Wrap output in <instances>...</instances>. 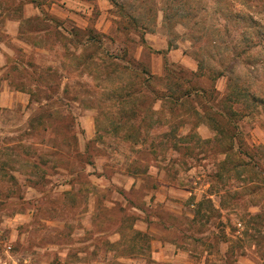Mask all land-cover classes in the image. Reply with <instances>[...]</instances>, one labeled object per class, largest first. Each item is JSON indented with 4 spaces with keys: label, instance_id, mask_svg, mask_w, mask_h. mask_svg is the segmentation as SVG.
<instances>
[{
    "label": "rangeland",
    "instance_id": "1",
    "mask_svg": "<svg viewBox=\"0 0 264 264\" xmlns=\"http://www.w3.org/2000/svg\"><path fill=\"white\" fill-rule=\"evenodd\" d=\"M218 1L0 0V264H264V70L217 75L264 7Z\"/></svg>",
    "mask_w": 264,
    "mask_h": 264
},
{
    "label": "trees",
    "instance_id": "2",
    "mask_svg": "<svg viewBox=\"0 0 264 264\" xmlns=\"http://www.w3.org/2000/svg\"><path fill=\"white\" fill-rule=\"evenodd\" d=\"M113 1V0H110ZM211 1V0H210ZM224 0H219V2H223ZM257 5L252 6L254 8H259L264 7V0H256ZM226 2V1H225ZM231 2L233 4H231ZM234 3L236 1L230 0L229 1V6H234ZM238 3V2H237ZM241 3V2H240ZM241 5V4H240ZM243 6V4H242ZM257 8V9H258ZM250 9V8H248ZM252 9V8H251ZM248 14L243 13V12H233L232 10H227L226 9V14L222 17L221 21H223V28L227 27L226 26V21L227 19L230 20H235L237 25H241L242 29L240 30L239 33V39H238V44L237 45H231L230 49V54H227V58L225 60V63H223V66L220 67L221 72H219L217 75L218 77L224 76L225 74L232 75L234 78H232V83L234 84V88H238L237 83L235 80L237 79V76L235 75L236 68L239 69V67H242L243 69L247 70L251 74H257L259 71L262 69L264 70V60L260 58V55L264 53V18L260 17L258 18L257 16L255 17L253 15V12L251 10H248ZM259 13V12H258ZM262 13V12H260ZM264 17V16H263ZM219 38V36H217ZM213 41L214 44L217 42V38ZM142 43H145V39L142 36L141 38ZM242 41V42H240ZM171 48V45H170ZM256 51L255 56L252 55V52ZM198 67L200 68V62L197 60ZM142 74L147 75L146 79L143 80L144 82L140 84L142 88L140 90L136 91L137 94L141 95L143 98H148L149 96L146 95V92H149L151 94V100L147 106V115H153L155 113V110H153L154 105L158 100L162 102L170 101L172 100L173 103H177V99H173L172 94L170 93L171 91L169 89H164V94H161L160 96L158 91H156L150 84L149 81L151 79H154L151 75L145 73L144 71H141ZM253 79L256 81V83H259L260 80L257 77H253ZM216 80V77L214 78V81ZM239 89V88H238ZM135 91V90H134ZM145 93H144V92ZM187 92L184 94L185 99H190L192 97H199L203 96L204 91L202 90H196L193 87H189L186 90ZM144 93V95H143ZM133 97V96H132ZM249 98L253 99V101L256 103H263L264 99L257 94H251L248 96ZM149 99V98H148ZM171 101V102H172ZM170 102V103H171ZM130 102H128L129 104ZM208 110H204V113H209ZM127 119L125 120V123L128 125L127 127V137H132L131 132L135 131L136 129L139 130L140 128V123L141 120H139V116L142 115L141 110L136 108L135 106H132L127 110ZM139 118V119H138ZM207 119H212L211 115L208 114ZM139 123L136 124V122Z\"/></svg>",
    "mask_w": 264,
    "mask_h": 264
},
{
    "label": "crops",
    "instance_id": "3",
    "mask_svg": "<svg viewBox=\"0 0 264 264\" xmlns=\"http://www.w3.org/2000/svg\"><path fill=\"white\" fill-rule=\"evenodd\" d=\"M66 0H64V2H65ZM53 7H55V4L54 3H52L51 4ZM68 5V4H67ZM153 39V37L152 36H150V37H148V38H145V43H144V45H146L148 48H150L148 45H150V46H154L155 44H154V42L152 43V40ZM151 49V48H150ZM159 49H165V51H167L166 52V54H165V57L166 58H168L169 57V55H171L169 52V49H168V47H164V46H160V48ZM178 257H180V254L178 253L176 256H175V259H178Z\"/></svg>",
    "mask_w": 264,
    "mask_h": 264
}]
</instances>
